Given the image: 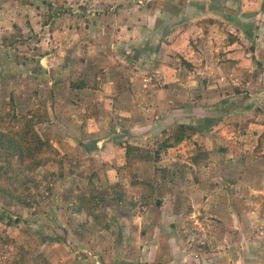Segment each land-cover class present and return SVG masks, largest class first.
Returning a JSON list of instances; mask_svg holds the SVG:
<instances>
[{"label":"rangeland","instance_id":"1","mask_svg":"<svg viewBox=\"0 0 264 264\" xmlns=\"http://www.w3.org/2000/svg\"><path fill=\"white\" fill-rule=\"evenodd\" d=\"M169 1L0 0V114L32 120L51 144L39 173H55L53 190H39L31 206L0 195V264H173L176 252L188 256L192 264H200V259L215 264L214 255L233 249L226 231L235 218L228 211L239 209L240 226L262 222L264 227V190L251 184L257 180L255 174L264 172V90L255 83L261 74L264 78L263 67L247 74L251 84L232 89L243 103L235 108V116L225 115L233 126L229 132L222 127L223 138L211 126L219 109L201 102L199 95L205 90L201 83L188 84L183 78L190 72L183 57L170 53L176 78L168 76L169 84L159 65L135 59L138 52L150 56L146 39L138 36L141 18ZM112 21L119 23L120 39H114ZM194 24L185 26L182 35L197 48L201 33ZM175 28L176 23L163 37L173 35ZM134 33L136 37H131ZM233 73L235 84L241 85L236 77L242 73ZM224 74L220 81L226 82L232 74ZM207 115L210 120L205 122ZM195 116H201L198 124ZM202 123L207 131L195 136L187 129L185 139L157 153L180 124L196 129ZM223 123L230 124L226 118ZM229 141L236 149L221 155L238 167L225 169L217 165V151L230 148ZM245 143L251 148H238ZM180 156L186 159L182 167ZM137 160L143 162L144 167L136 169L143 183L138 180L141 186L135 190L131 176ZM204 162L212 166L204 169ZM211 185L220 191L214 193L216 199L225 197L224 203L216 199L209 203L213 192L206 190ZM122 191L127 192L126 203L114 199ZM99 193H107L103 203L93 200L92 195ZM81 194L91 211L74 209ZM229 201L234 210H227ZM180 211L191 215L189 229L181 228ZM10 218L20 221L9 224ZM221 221L224 230L216 235L225 243H213L212 227ZM249 236L252 245L264 246V232ZM173 240L177 251L170 246ZM241 255L236 251L232 257ZM262 259L244 263L258 264ZM175 260L181 264L179 257Z\"/></svg>","mask_w":264,"mask_h":264},{"label":"crops","instance_id":"2","mask_svg":"<svg viewBox=\"0 0 264 264\" xmlns=\"http://www.w3.org/2000/svg\"><path fill=\"white\" fill-rule=\"evenodd\" d=\"M169 2H170L169 5L159 4L161 9H158V11L152 10L150 11L151 13L148 17L141 18L142 22L141 24L137 25V29H138V36L140 35V37L141 36L143 37L141 38L138 37L137 40H139V38L146 39L145 41H147L148 47L150 49L149 50L150 56H145L141 52H138L135 59H137V61L141 60L142 62H145L147 65L150 64L154 66L159 65L161 68L164 69V73H165L164 79L169 84L171 82L168 81H172L173 79L175 80L176 78L175 77L176 74L175 72L173 73V67L171 66V65H175L176 62L169 60L170 53H173L172 55H180L181 57H183V59L186 62L185 65L190 68L189 70L190 72H186L183 78L188 81V84L198 82L201 83V86L203 88H205L204 93H202V95L200 94L199 98H201L200 100L202 103L212 102L214 106H216V108L219 109L216 115L213 116V119L211 121L212 122L211 126L213 127V129L218 130L220 133H222V137L224 138V134L221 130L222 127L226 126L229 132V130H232V126H233L232 123H230L231 118L225 117V115L227 114L232 115L233 113L234 114L233 116H235V114H237L234 112L235 108L240 107L243 103V100L239 99V97L235 99L236 92H233L232 94V89H236L239 86L242 87L243 85H245V83L251 84L252 81H250L247 78L250 75L247 74L257 72V70H259V66H262L264 70V10H263L264 0H172ZM191 21H194L196 23L194 25L198 29L197 32L201 33L200 45L196 46L197 48L193 47L190 43H187L186 41L187 35H182L183 33L182 31L185 30V26H189ZM111 23H113V21ZM175 23H176V28L174 34L173 35L169 34L163 37L165 34H167L170 31L171 25ZM113 24L115 25L114 27V31H115L114 39H115L118 37L119 23L118 21H116ZM143 30L144 33L142 34ZM136 34L137 33H134L133 35H131V37L133 36L136 37ZM183 41L185 46H183L184 48H181L180 47L182 45L181 42ZM152 61H155V63H153ZM247 70H249V72ZM233 72H235L236 74L242 73L241 77L239 76L236 77L238 83L241 85L235 84V78L233 77L234 74ZM192 73L195 75V77H193ZM224 73H227L228 75L232 74L231 77L227 76L228 78L226 79L227 80L226 82L220 81V76L226 75ZM168 76H170L172 80H170L171 78H169ZM242 77L243 79H241ZM255 83L258 84L256 88H261L262 91L264 90L263 74H261V76L259 77L258 82ZM213 89L215 91L214 94H213ZM96 91H100V88L99 89L97 88ZM98 95L99 97L102 96V94H98ZM147 99H153V97L147 95ZM178 102L180 103V101ZM224 104H225L224 107L225 110L223 111L224 113H222V106ZM179 106L182 108L183 107L187 108L185 107V105H179ZM163 110L166 109L164 108ZM196 110L204 114V111L201 107H197ZM201 116L193 117L196 123L199 121V117ZM210 116L211 115H207V117L204 116L203 117L204 121L205 122L206 120L209 121ZM243 117L244 115L242 116V118ZM65 118L68 119V117ZM225 118L230 124L223 123ZM203 125L204 124L202 123L200 124V128L194 129L193 132L196 133L194 134L195 136H198V134L202 133V131H207L205 128H203L204 127ZM89 129L87 130L89 131ZM247 144L248 143H245L244 145L241 144L239 145V147L237 145V147L241 150L243 148L250 149L251 147L249 146L251 145L249 144L247 145ZM229 145L230 148L227 149L221 148L220 151H217V157L220 158V159H216L217 165L221 168L226 169V168L238 167L237 165H235L238 163L232 161V158L223 160L224 156L221 155L222 151L231 153L236 149L235 145H233L232 142L230 141H229ZM191 151L193 152V150ZM180 157H181L180 167H182L184 162H186V159L184 156H180ZM262 160H263L262 164H264V157L262 158ZM142 163L143 162H139L138 160L133 163L134 173L131 176V183L134 185L133 187L135 190L139 188V186H141L143 183L140 181L142 179L140 178L141 176L137 174L138 170H136L138 168L141 169L142 167H144ZM209 166L212 165H208L206 162L202 163L201 165V167H204V169L205 168L209 169ZM218 170L219 169H217V171ZM263 173L264 172L255 174L256 177L255 176L254 177L257 180L251 182V184H258L257 188L259 189V191L264 190ZM249 175L253 176L252 174ZM202 176L204 177L205 175ZM106 177L107 176L105 175V178ZM260 179H262L261 182ZM138 180L141 182V185L136 184L139 183ZM231 182L234 183V179H232ZM201 183H195V184H201ZM254 188L253 189L251 188V190L253 192H257L256 188L255 189ZM204 191L205 190H201V192ZM206 191L213 192V194H211L207 198L210 204L212 200L216 199V195H214V193L220 192L219 189L217 188L214 189L212 185L211 188ZM237 191L238 189L237 187H235V193ZM199 192L200 191H198L197 193ZM220 199L221 197L218 196L216 201L223 202L225 200V197L223 198V200ZM225 205L228 207L227 210H234L232 207H229L232 205L230 201L226 202ZM236 211H239V209L236 208ZM236 211H228L229 216L235 218V224L232 225L229 224L228 230L226 231L228 235L226 236L228 240V244L230 247L232 246L233 249H230L221 256L218 254L214 255L213 253V255L215 256L212 257L214 263L215 264H221V263L245 264L244 262H246L248 259L259 258L261 256L263 258L262 262L258 264H264V246L261 245L258 247L256 244L252 245L250 241V238L252 236H249L252 233L256 234L257 231L264 232V227L262 226V222L261 224H259V226L258 224H255V222H252L251 224L246 226L245 225L240 226V222H243L242 220L243 215H240L241 217H238L239 215L238 212ZM242 211H246V208ZM256 212L257 211H252V214ZM179 213L181 215L180 224L183 225L181 228L189 229L188 228L189 226L190 227L193 226L189 222L188 218L191 215L188 214V211H180ZM151 220L152 219H150V221ZM197 222L200 223V220L198 218H197ZM222 223L223 221L219 222L217 225L212 227L213 236H211V239H213V243L214 242L225 243L222 241L223 239L220 234L216 235L217 231L220 233L221 230L222 231L224 230ZM158 224H160L159 221H157V225ZM258 227L259 228L262 227V228L258 229ZM256 239L254 238L255 241ZM174 242L175 240H173V242L170 243V246L173 251H177V248L174 246ZM259 242L262 243L261 240H259ZM151 246L155 247L154 242L151 244ZM236 251L242 253V255L232 257L235 256ZM175 254H176L175 257L172 258L173 264H178V261L175 260L176 257L180 258L181 264L193 263V262H188L187 260L188 256L185 257L179 256L177 255V252ZM162 256L165 257L166 255L162 254ZM229 257L231 261L230 259H228ZM194 260L197 259L195 258ZM209 260L200 259L198 262L199 263L201 262L200 264H209ZM155 261L156 260L152 262ZM166 261H169V259Z\"/></svg>","mask_w":264,"mask_h":264},{"label":"trees","instance_id":"3","mask_svg":"<svg viewBox=\"0 0 264 264\" xmlns=\"http://www.w3.org/2000/svg\"><path fill=\"white\" fill-rule=\"evenodd\" d=\"M12 115L9 112L0 114V147L3 152L0 155V195H4L11 202L16 201L31 206L37 202L36 197L39 190H53L50 184L55 173L48 170L39 173L40 168L46 165L44 153L51 144L35 129L32 120L27 116L23 118V116L13 115V118ZM187 129L194 130L189 125L180 124L174 135L160 143L157 153L185 139L188 134ZM131 150L132 147H129L127 155ZM106 194L99 193L97 197L92 195L93 200L97 198L99 203H103ZM81 195H77V201L73 204L74 209L76 211H91V207L84 205V201L87 202L85 195L83 198ZM114 196L117 202H127L126 191L117 192ZM78 202L82 205H79ZM134 203L136 202L134 201ZM94 204H98V202ZM19 221L20 218L16 220L10 218L8 222L13 224ZM23 258L16 260L15 263H20Z\"/></svg>","mask_w":264,"mask_h":264}]
</instances>
